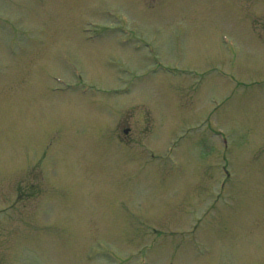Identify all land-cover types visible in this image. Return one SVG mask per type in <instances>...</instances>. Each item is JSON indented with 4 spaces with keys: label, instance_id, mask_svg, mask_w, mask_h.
I'll return each instance as SVG.
<instances>
[{
    "label": "rangeland",
    "instance_id": "1",
    "mask_svg": "<svg viewBox=\"0 0 264 264\" xmlns=\"http://www.w3.org/2000/svg\"><path fill=\"white\" fill-rule=\"evenodd\" d=\"M139 257L264 264V0H0V264Z\"/></svg>",
    "mask_w": 264,
    "mask_h": 264
}]
</instances>
